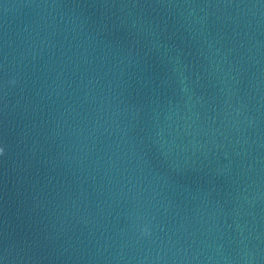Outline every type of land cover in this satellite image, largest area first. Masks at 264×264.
Wrapping results in <instances>:
<instances>
[{
  "label": "water",
  "instance_id": "obj_1",
  "mask_svg": "<svg viewBox=\"0 0 264 264\" xmlns=\"http://www.w3.org/2000/svg\"><path fill=\"white\" fill-rule=\"evenodd\" d=\"M0 264H264V0H0Z\"/></svg>",
  "mask_w": 264,
  "mask_h": 264
},
{
  "label": "clouds",
  "instance_id": "obj_2",
  "mask_svg": "<svg viewBox=\"0 0 264 264\" xmlns=\"http://www.w3.org/2000/svg\"><path fill=\"white\" fill-rule=\"evenodd\" d=\"M3 154V149H0V155H2Z\"/></svg>",
  "mask_w": 264,
  "mask_h": 264
}]
</instances>
